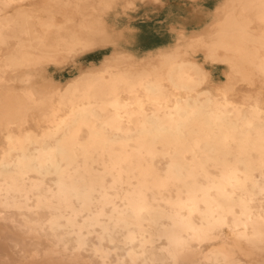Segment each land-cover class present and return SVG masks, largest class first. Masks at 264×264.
<instances>
[{
  "label": "bare ground",
  "instance_id": "1",
  "mask_svg": "<svg viewBox=\"0 0 264 264\" xmlns=\"http://www.w3.org/2000/svg\"><path fill=\"white\" fill-rule=\"evenodd\" d=\"M27 1L0 0V264H264V0H230L219 95L175 51L39 86L114 0Z\"/></svg>",
  "mask_w": 264,
  "mask_h": 264
},
{
  "label": "rangeland",
  "instance_id": "2",
  "mask_svg": "<svg viewBox=\"0 0 264 264\" xmlns=\"http://www.w3.org/2000/svg\"><path fill=\"white\" fill-rule=\"evenodd\" d=\"M43 1L30 0L25 4H40ZM90 1L93 7H99L103 2ZM128 2L131 5H127ZM205 3L211 6L212 12L203 8ZM229 4L230 0H114L112 9L101 13L108 30V42L70 59L63 66H43L36 82L42 87L64 84L82 72L100 69L106 59L118 54L131 53L137 59L155 61L157 55L175 51L199 64L207 73V86L219 95L223 86L230 81L228 68L224 63L209 61L206 56ZM72 16L79 18V15ZM58 20L61 22L60 16ZM235 87L237 92L231 98L233 102H238L246 91L259 88V84L249 87L236 83ZM256 203L260 206L255 211L264 213L262 202ZM192 244L195 250L197 243ZM209 244L205 245L207 251L203 260L209 255Z\"/></svg>",
  "mask_w": 264,
  "mask_h": 264
},
{
  "label": "crops",
  "instance_id": "3",
  "mask_svg": "<svg viewBox=\"0 0 264 264\" xmlns=\"http://www.w3.org/2000/svg\"><path fill=\"white\" fill-rule=\"evenodd\" d=\"M203 8L205 10H209V12H212L213 11V9L211 8V6L209 4L206 5V3L203 5Z\"/></svg>",
  "mask_w": 264,
  "mask_h": 264
}]
</instances>
